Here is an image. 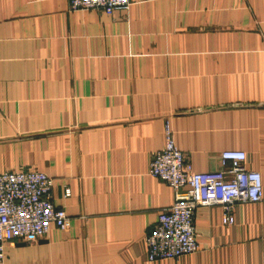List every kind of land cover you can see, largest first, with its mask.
<instances>
[{"label": "crops", "instance_id": "1", "mask_svg": "<svg viewBox=\"0 0 264 264\" xmlns=\"http://www.w3.org/2000/svg\"><path fill=\"white\" fill-rule=\"evenodd\" d=\"M170 120L197 171L242 149L264 181V0H131L110 14L70 0H0V171L42 170L71 217L5 264H264V193L199 206L197 251L150 261L175 200L149 172ZM71 195L65 196V188Z\"/></svg>", "mask_w": 264, "mask_h": 264}, {"label": "built area", "instance_id": "2", "mask_svg": "<svg viewBox=\"0 0 264 264\" xmlns=\"http://www.w3.org/2000/svg\"><path fill=\"white\" fill-rule=\"evenodd\" d=\"M72 8H97L107 13L128 9L131 0H70ZM165 144L151 159L149 172L169 183L175 192L173 204L159 214L147 236L150 261L178 258L199 248L195 216L199 206L221 205L222 223L235 222L237 202L262 200V172L244 165L242 149L221 152L222 169L197 171L177 144L170 120H166ZM52 179L42 170L20 168L0 171V264H5V247L14 238L35 241L53 226L67 229L71 217L51 196ZM72 193L65 188V196Z\"/></svg>", "mask_w": 264, "mask_h": 264}]
</instances>
